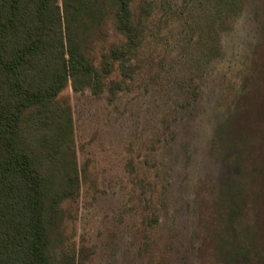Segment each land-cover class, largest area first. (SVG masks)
<instances>
[{
  "label": "rangeland",
  "instance_id": "374dc122",
  "mask_svg": "<svg viewBox=\"0 0 264 264\" xmlns=\"http://www.w3.org/2000/svg\"><path fill=\"white\" fill-rule=\"evenodd\" d=\"M236 2L133 0L143 41L126 77L116 62L98 91L64 89L77 180L52 234L57 261L245 264L239 249L262 237L264 206L252 161H235L243 144L222 124L251 85L264 0ZM94 41L98 62L125 38L108 18Z\"/></svg>",
  "mask_w": 264,
  "mask_h": 264
},
{
  "label": "trees",
  "instance_id": "16d2710c",
  "mask_svg": "<svg viewBox=\"0 0 264 264\" xmlns=\"http://www.w3.org/2000/svg\"><path fill=\"white\" fill-rule=\"evenodd\" d=\"M132 1L0 0V264H72L52 253L61 204L77 180L71 112L61 94L68 84L74 91H98L116 62L126 77L124 63L143 41ZM236 1L213 3L225 10ZM108 18L125 41L96 62L94 40ZM244 78L251 85L239 92L241 105L226 116L222 130L228 142L243 144L235 161H252L264 206V20ZM230 194L247 198L235 189ZM227 202L225 212H237L231 198ZM261 216L262 237L239 249L245 264H264Z\"/></svg>",
  "mask_w": 264,
  "mask_h": 264
}]
</instances>
